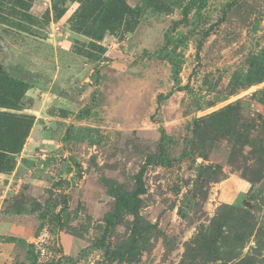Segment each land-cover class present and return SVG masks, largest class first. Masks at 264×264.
<instances>
[{
	"label": "rangeland",
	"instance_id": "374dc122",
	"mask_svg": "<svg viewBox=\"0 0 264 264\" xmlns=\"http://www.w3.org/2000/svg\"><path fill=\"white\" fill-rule=\"evenodd\" d=\"M190 1L0 0V264H264V0Z\"/></svg>",
	"mask_w": 264,
	"mask_h": 264
},
{
	"label": "trees",
	"instance_id": "16d2710c",
	"mask_svg": "<svg viewBox=\"0 0 264 264\" xmlns=\"http://www.w3.org/2000/svg\"><path fill=\"white\" fill-rule=\"evenodd\" d=\"M200 0H191L190 1V4L187 6V8H186V12L188 11V10H190L194 5H197V3L199 2ZM162 97H164V96H159V99H158V101H160V99H162ZM168 98V96H166L165 98H163V99H167ZM93 101H94V98H93ZM89 108H84L83 110H81L79 113H78V115H77V117L78 118H83L85 115L87 116V115H89ZM163 137H165V131H163ZM142 178H143V172H140V173H138L137 175H136V181H137V185H138V192L136 193V197H140V196H142L143 194H145V187H144V184L142 183ZM129 211L131 212V213H133L134 215H138L137 214V212H136V210H135V205H130L129 206Z\"/></svg>",
	"mask_w": 264,
	"mask_h": 264
},
{
	"label": "water",
	"instance_id": "95a60500",
	"mask_svg": "<svg viewBox=\"0 0 264 264\" xmlns=\"http://www.w3.org/2000/svg\"><path fill=\"white\" fill-rule=\"evenodd\" d=\"M243 205L246 206V207H248V208H250L251 210H254L255 209V206L251 202H249L247 200H244L243 201Z\"/></svg>",
	"mask_w": 264,
	"mask_h": 264
}]
</instances>
